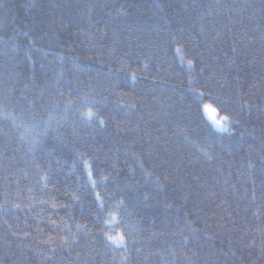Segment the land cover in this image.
I'll use <instances>...</instances> for the list:
<instances>
[{"label":"trees","instance_id":"trees-1","mask_svg":"<svg viewBox=\"0 0 264 264\" xmlns=\"http://www.w3.org/2000/svg\"><path fill=\"white\" fill-rule=\"evenodd\" d=\"M262 36L264 0H0V264H264Z\"/></svg>","mask_w":264,"mask_h":264},{"label":"snow or ice","instance_id":"snow-or-ice-1","mask_svg":"<svg viewBox=\"0 0 264 264\" xmlns=\"http://www.w3.org/2000/svg\"><path fill=\"white\" fill-rule=\"evenodd\" d=\"M261 39H264V36H262ZM232 51H233V53H235L237 51V48L235 47V45H233ZM187 63H188L190 68L194 67L193 60L189 59L187 61ZM144 67L147 68V65L145 64ZM200 72H201V74H203V69H201ZM189 75L191 77L188 80V86H189L190 90L194 94L199 96L201 100H203L205 98V92H208V98H212L211 89L209 87V81L205 80V82L203 84H201L200 81L195 76H192L191 73ZM135 77H136V74L133 73L132 78L135 79ZM221 87H222V85H221ZM198 89H203V91H198ZM215 99H216L217 103H219V104L223 103L219 97H216ZM90 103H94V102H90ZM132 107H135V105L133 104ZM204 107L209 108L210 105L206 104V105H204ZM96 111L98 112L99 110L97 109ZM212 111L215 112L216 109H213ZM225 111H226V109H225ZM80 115L83 117H88L89 119H91L94 115L93 107H88L86 112L81 111ZM231 120H232V116L230 114L229 115H223V116H219L218 118L214 117L213 118V124L216 126V128L223 131V130H227L228 125L230 124ZM99 123L104 124L105 120L101 118L99 120ZM185 139H187V137H185ZM83 164L87 170V175L91 178L93 176L92 165L89 163L88 160H83ZM141 166L143 167V161H141ZM45 179H47V177H45ZM100 179L102 181H107L109 179V177L107 175H102L100 177ZM156 179L159 180L160 177L157 176ZM91 183H92L93 187L95 188L97 185V181L95 179H92ZM94 195H95V201L99 203V208H100V210H102L104 207V198L101 196V194L99 192H95ZM73 199L79 200L80 197H79V195H76L73 197ZM145 199H147V196H145ZM255 200H256V196H255V192L253 191V196H252L253 203H255ZM5 203H7V201ZM123 204H124V201L121 200V201H119L118 206H123ZM15 207L19 208L20 205L17 204V205H15ZM247 210L248 209H245V211H247ZM262 212H264V210H262L261 207L257 206L256 211L253 213V215L259 216L262 214ZM97 219H99V212H97ZM9 227H11V226H9ZM77 227H80V225H78ZM15 234L16 233H13V235H15ZM24 235L27 236L28 233L25 232ZM101 237L104 241L105 247H110L113 249V251H116L120 248H123L125 250V252H127L128 247H129L128 240L131 239V233L127 234V240H126V236L124 234L109 235L108 233L101 232ZM137 252L138 253L140 252L139 248H137ZM121 260L126 261L127 257L122 256Z\"/></svg>","mask_w":264,"mask_h":264}]
</instances>
